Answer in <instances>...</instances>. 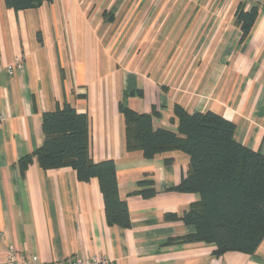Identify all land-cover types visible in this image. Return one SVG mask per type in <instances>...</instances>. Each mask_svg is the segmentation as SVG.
<instances>
[{
	"label": "crops",
	"instance_id": "1",
	"mask_svg": "<svg viewBox=\"0 0 264 264\" xmlns=\"http://www.w3.org/2000/svg\"><path fill=\"white\" fill-rule=\"evenodd\" d=\"M240 4L258 11L247 36ZM65 105L87 115L91 159L114 161L128 226L110 222L96 177L45 170L34 155L44 113ZM176 105L223 115L237 141L264 154V0H49L19 10L0 0V264L10 246L38 264L101 254L110 264H264V238L250 254L171 241L194 230L182 216L200 195L179 189L190 158L128 149L123 107L177 131Z\"/></svg>",
	"mask_w": 264,
	"mask_h": 264
},
{
	"label": "trees",
	"instance_id": "2",
	"mask_svg": "<svg viewBox=\"0 0 264 264\" xmlns=\"http://www.w3.org/2000/svg\"><path fill=\"white\" fill-rule=\"evenodd\" d=\"M4 1L19 10L49 0ZM257 17L255 7H237L243 36L250 33ZM123 113L128 149H141L147 157L180 150L190 158L188 175L179 189L200 195V200L182 216L194 230L171 241L214 243L217 254L228 250L253 253L264 238V154L237 141L235 124L211 110L189 112L176 105L177 131L155 129L151 114L129 107H123ZM42 128L45 141L34 153L41 166L45 170L72 166L81 180L96 177L110 222L128 226L129 211L119 196L114 161L91 159L87 115L65 105L45 112Z\"/></svg>",
	"mask_w": 264,
	"mask_h": 264
},
{
	"label": "built area",
	"instance_id": "3",
	"mask_svg": "<svg viewBox=\"0 0 264 264\" xmlns=\"http://www.w3.org/2000/svg\"><path fill=\"white\" fill-rule=\"evenodd\" d=\"M19 66L18 61L16 60L14 64L7 67V71L10 74H13L16 67ZM4 121L3 117H0V126ZM8 259L3 264H38L37 260L31 262L28 258L21 254L14 246H10L8 251ZM111 260L106 255H94L92 257H68L62 261H54L49 264H110Z\"/></svg>",
	"mask_w": 264,
	"mask_h": 264
},
{
	"label": "rangeland",
	"instance_id": "4",
	"mask_svg": "<svg viewBox=\"0 0 264 264\" xmlns=\"http://www.w3.org/2000/svg\"><path fill=\"white\" fill-rule=\"evenodd\" d=\"M158 45V44H157ZM150 54V53H149ZM148 55V54H147Z\"/></svg>",
	"mask_w": 264,
	"mask_h": 264
}]
</instances>
